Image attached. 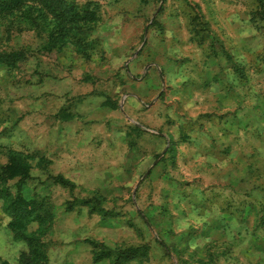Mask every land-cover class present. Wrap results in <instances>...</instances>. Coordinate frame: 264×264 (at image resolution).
<instances>
[{"label":"rangeland","instance_id":"374dc122","mask_svg":"<svg viewBox=\"0 0 264 264\" xmlns=\"http://www.w3.org/2000/svg\"><path fill=\"white\" fill-rule=\"evenodd\" d=\"M74 1L99 20L50 53L0 19V165L50 209L40 264H264V0Z\"/></svg>","mask_w":264,"mask_h":264},{"label":"trees","instance_id":"16d2710c","mask_svg":"<svg viewBox=\"0 0 264 264\" xmlns=\"http://www.w3.org/2000/svg\"><path fill=\"white\" fill-rule=\"evenodd\" d=\"M0 19L6 20L17 29L35 30L44 33L47 38V51L67 42L84 44L88 33L99 20L97 6L85 2L78 4L74 0H0ZM20 59L16 52L3 54L0 62L14 65ZM30 165L19 153H8V162L0 165V199L3 209L10 217L7 226L13 232L15 239L23 240L27 250L18 256V264H40L44 262L46 253L41 236L47 231L51 223L50 209L42 198L28 197L21 193L19 186L30 175ZM17 178V191L11 193L5 185V179ZM57 183L65 186L70 184L60 175L53 177ZM31 222L37 223L35 231L28 232ZM138 248L130 249L117 255L118 260L127 259L128 254H135Z\"/></svg>","mask_w":264,"mask_h":264},{"label":"crops","instance_id":"0c3cea01","mask_svg":"<svg viewBox=\"0 0 264 264\" xmlns=\"http://www.w3.org/2000/svg\"><path fill=\"white\" fill-rule=\"evenodd\" d=\"M3 262H4V259L1 258L0 264H3ZM13 264H16V263H13Z\"/></svg>","mask_w":264,"mask_h":264}]
</instances>
